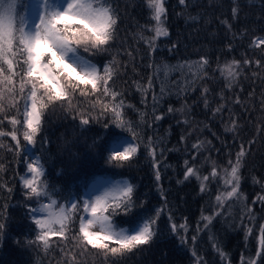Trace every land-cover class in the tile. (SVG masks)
<instances>
[{"label": "trees", "instance_id": "16d2710c", "mask_svg": "<svg viewBox=\"0 0 264 264\" xmlns=\"http://www.w3.org/2000/svg\"><path fill=\"white\" fill-rule=\"evenodd\" d=\"M116 5L121 17L119 32L123 47L137 50L134 52L135 61L129 62L128 68L117 80V87L124 92L126 103L133 106L126 111L129 120L138 123L140 113H147L144 119L148 123L138 124L136 129L142 140L146 142L152 137L162 141L159 148L165 150L164 155H159V148L157 155L160 181L155 179L152 159L144 147H141L130 167L115 168L107 163L108 153L103 148L113 128L105 130L102 122L82 129L79 120L73 119L75 113L69 115L63 108L53 106L45 114V126L41 133L46 143L41 148L38 138L36 148L32 149L33 153L39 152L47 158L46 179L49 185L58 188L59 198L63 199L68 196L82 197L84 189L98 177L128 179L136 185L134 199L137 204L143 202L142 207L134 210L133 217L154 215L166 200L172 221L180 225L186 220L187 233L181 230L177 235L170 229L167 213H162L154 240L126 257L118 258L119 264H195L193 248L206 264H241L242 258L255 257L259 226L264 224V204H252L257 194L264 192L261 187L264 185V107L261 104L264 101V69H245L239 86L229 91L217 65L233 59L242 62L245 57L264 61V47H250L256 36H264V0H237L236 4L233 0H190L187 8L180 6L178 0H167L166 27L169 36L161 37L151 54L143 42L133 38L142 31L141 26L151 23L144 0H116ZM237 5L239 14L233 18L231 9ZM224 21L232 25L231 30ZM144 35L152 33L144 32ZM173 45L176 47L173 48ZM120 47L118 41L112 53L119 51ZM202 56L209 60L206 71L210 78L197 80L191 90L177 95L179 87L190 83V77L187 70L174 69L185 61H198ZM109 59L111 55L104 53L93 57V62L103 65ZM118 59L129 61L125 55ZM157 66H160L159 72ZM164 66H168L166 73ZM253 71L259 72L256 78L252 77ZM149 77L152 78L153 89L148 91L145 103L137 84L146 86ZM161 87L166 89L162 98ZM204 87L210 90L207 108L201 97ZM153 92L159 98L157 114H164V118L155 123L151 121ZM235 94H239L244 102L243 107L232 103L230 98ZM221 95L228 100L231 113L226 110L222 115L213 116L212 110L223 102ZM169 106L182 111L167 113ZM233 114L239 125L236 133L225 131ZM185 119L188 124L183 123ZM182 136L184 140H181ZM94 140H98L95 147ZM200 141H204L205 145L193 161L195 150L191 146ZM207 141H211V145ZM241 144L247 155L240 169V190L247 200L229 201L225 204L224 214L215 216L209 227L203 229L201 216H212L217 210L215 197L220 189L217 182H211L208 189L201 192L199 180L195 177L184 179V162L194 163L201 176L208 175L212 161L218 168L226 167L230 158L235 159ZM206 157L209 158L207 161ZM23 159V155L16 157L7 148L0 149V162L5 164V171L0 172V183L12 189L9 193L0 188V224H3L0 230V264H60L55 238L47 252L42 246L29 243L35 240L36 226L30 218L28 206L35 207V204L26 199L19 179L25 172ZM246 206H250L254 213L251 225L245 215ZM133 217L116 219L122 226H128ZM198 223L202 228L199 234L196 231ZM246 225L253 229L250 235L246 234ZM185 235L187 243L181 244V237ZM194 235L197 238L193 245L191 238ZM214 241L226 253L227 261L221 259L213 247ZM85 261L86 264H103L92 254L87 255Z\"/></svg>", "mask_w": 264, "mask_h": 264}, {"label": "snow or ice", "instance_id": "6c2138e0", "mask_svg": "<svg viewBox=\"0 0 264 264\" xmlns=\"http://www.w3.org/2000/svg\"><path fill=\"white\" fill-rule=\"evenodd\" d=\"M144 2L150 12L151 23L141 26L142 31L133 38L137 42H143L151 54L158 46L156 42L161 37L169 36L166 27L167 0ZM233 3L236 4L237 0H233ZM178 4L187 8L190 0H178ZM231 12L233 18H236L239 14L238 5ZM120 19L116 0H0V149L7 148L14 156L24 157L22 163L25 172L19 179L26 199L35 204V207L28 206L30 218L36 226L35 240L29 243L42 246L47 252L53 246L55 238L61 257L60 264H86L85 258L89 254L101 259L103 264H119L118 258L126 257L154 240L159 231L158 221L162 213H167L170 229L174 234L179 235L181 230L187 233L188 230L186 220L180 225L172 221L166 200L164 206L155 210L154 215L133 217L134 210L142 207L143 202L137 204L134 199L136 185L128 179H98L85 196L60 199V190L50 186L46 179L47 158L39 152L32 154L38 138L41 148L46 143V138L41 135L45 126V114L51 107L59 106L66 114L75 113L73 119L79 120L82 129L102 122L105 130L113 128L103 148L108 153L107 163L115 168L130 167L141 147H144L152 159L155 179L160 181L157 155L162 141L158 142L152 137L146 142L142 140L136 129L138 124L148 123L144 119L147 113H140L138 123L129 120L126 111L133 106L126 103L124 92L117 87V80L126 71L129 62L135 61L134 52L137 51L123 47L124 42L120 40L119 32ZM223 23L231 30L230 23ZM144 32L152 35L146 36ZM118 41L120 50L113 54L112 49ZM250 47H264V36H256ZM104 53L110 54L111 59L103 65L93 62V57ZM121 55L129 57V61L121 62L118 59ZM208 66L209 60L204 56L198 61H185L176 66L174 70L185 69L190 77V83L186 82L179 87L176 94L191 90L197 80L210 78L206 71ZM167 67L164 66L165 73ZM252 67L264 69V61L245 57L242 62L233 59L217 65L229 91L234 86H239L245 69ZM159 71L160 66H157V72ZM251 74L256 78L259 72L253 71ZM137 89L142 92L146 103L147 93L153 89L152 78L149 77L146 86L137 84ZM242 90L241 88L240 91ZM165 92L166 89L161 87L160 98ZM209 94L207 87L201 89L206 108ZM248 95L251 97L252 94ZM230 99L233 104L243 107L244 102L239 94ZM220 100L223 102L212 110L213 116L222 115L226 110L231 113L228 100L223 95ZM152 101L151 121L155 123L162 120L164 114H157L159 98L154 92ZM261 104L264 107V101ZM174 111L182 110L171 106L167 108V113ZM230 121V126L225 131L236 133L239 125L234 114L230 116ZM183 123L188 124L189 121L185 119ZM148 126L151 127V123ZM184 139L182 136L181 140ZM97 143L98 140H94L93 147ZM207 144L211 145V141H207ZM204 145V141L192 144L191 147L195 150L193 161ZM164 151L159 148L161 157ZM246 155L245 147L241 144L235 159L230 158L226 167L218 168L212 161L211 171L204 176H201L194 163L190 164L187 160L184 162L185 180L195 177L200 181L201 192H205L211 182H217L220 189L215 197L217 210L212 216H201L203 229L209 227L215 216L224 214L225 204L229 201L247 200L240 190V169ZM208 159L205 158L206 161ZM3 171L5 164L0 162V172ZM261 187L264 188V185ZM0 188L9 193L12 191L7 184L0 183ZM160 191L163 196V189ZM257 202L264 204V192L257 194L252 204ZM246 207L245 215L251 225L254 213L250 206ZM124 216L133 217L128 226H122L116 219ZM245 227L246 234L250 235L252 227ZM2 229L3 224H0V230ZM201 230L198 223L197 234ZM196 238L195 235L191 238L193 245ZM257 242L255 257L242 258L241 264H264V224L259 226ZM186 243L185 235L181 237V244ZM213 247L221 259L227 261L226 253L215 241ZM192 255L195 264H206L203 257L197 255L195 248L192 249Z\"/></svg>", "mask_w": 264, "mask_h": 264}, {"label": "rangeland", "instance_id": "374dc122", "mask_svg": "<svg viewBox=\"0 0 264 264\" xmlns=\"http://www.w3.org/2000/svg\"><path fill=\"white\" fill-rule=\"evenodd\" d=\"M35 155V154H34ZM119 179H123V178H119ZM118 178H112V177H100L99 180H106V181H115V180H119ZM93 184V183H92ZM92 187V185H91ZM91 187L86 188L88 190L85 191L84 195L85 196L87 193H89L91 191Z\"/></svg>", "mask_w": 264, "mask_h": 264}]
</instances>
